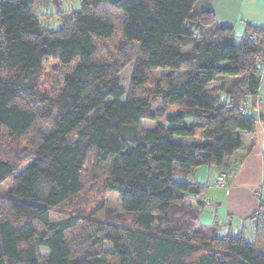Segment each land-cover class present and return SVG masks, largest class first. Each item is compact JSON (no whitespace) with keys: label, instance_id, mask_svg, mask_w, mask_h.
I'll list each match as a JSON object with an SVG mask.
<instances>
[{"label":"trees","instance_id":"16d2710c","mask_svg":"<svg viewBox=\"0 0 264 264\" xmlns=\"http://www.w3.org/2000/svg\"><path fill=\"white\" fill-rule=\"evenodd\" d=\"M48 1L58 29L37 0H0V264H264V206L248 240L201 221L208 186L173 178L255 134L264 28L237 37L211 0Z\"/></svg>","mask_w":264,"mask_h":264},{"label":"crops","instance_id":"0c3cea01","mask_svg":"<svg viewBox=\"0 0 264 264\" xmlns=\"http://www.w3.org/2000/svg\"><path fill=\"white\" fill-rule=\"evenodd\" d=\"M209 2L205 1L217 21L233 26L237 37L243 36L248 25L264 28V0ZM259 99L260 107L248 112L258 120L255 134H242L241 148L222 166L207 171L201 167L192 173L190 181L208 186V191L196 201L205 204L201 213V221L205 224H230L237 233L251 226L252 217L264 206V70ZM222 174L227 175L225 185L218 186L216 181Z\"/></svg>","mask_w":264,"mask_h":264},{"label":"rangeland","instance_id":"374dc122","mask_svg":"<svg viewBox=\"0 0 264 264\" xmlns=\"http://www.w3.org/2000/svg\"><path fill=\"white\" fill-rule=\"evenodd\" d=\"M205 1H209V0H199L198 3L195 6V13L200 12L201 9H203L206 5ZM80 4L81 1L79 0H62V6H61V10H79L80 9ZM57 6L54 5L53 2L48 1V0H37V13L40 16V20L42 23H44L45 25H47L49 28L51 29H58L60 26V22L57 18ZM261 61L258 60L257 64H259ZM133 72V67L130 66L127 69H125L123 71V73L121 74L123 82H122V88L124 90L128 89V85L130 82V78ZM263 72V71H262ZM261 72V74H262ZM57 79L60 80L59 75H57L56 73H54V71L52 70V65L47 66L46 70L43 73L42 76V80H43V86H42V90L43 93H45L46 95H54V93L56 92L58 86H56L57 83ZM57 80V81H56ZM122 103H125L126 100L123 99L121 100ZM140 126L146 129H153L155 126L154 122L151 121H141ZM176 142L178 143H182V144H186L188 145L190 143V139H180L177 138ZM197 170V169H196ZM203 170H209L208 167H203ZM195 171V170H194ZM193 171V172H194ZM193 174H191L188 177L175 172L173 175L174 180L176 181H189L192 180ZM11 187V183L10 182H5L3 185L0 186V190L4 191L7 190ZM107 206L114 209V210H121V203L119 200V197L116 193H109L107 194ZM50 217L51 220L53 222H59L61 220L64 219V216L62 215H58L57 213L51 212L50 213ZM253 219H256V215L254 217H252ZM246 238L248 240H252V236H253V230H252V226H248V228L246 229Z\"/></svg>","mask_w":264,"mask_h":264},{"label":"built area","instance_id":"2783aa9c","mask_svg":"<svg viewBox=\"0 0 264 264\" xmlns=\"http://www.w3.org/2000/svg\"><path fill=\"white\" fill-rule=\"evenodd\" d=\"M259 67V71L262 72L264 70V53H263V59L261 60V62L258 64ZM226 174H222L218 177L217 181H216V185L218 186H224L225 185V179H226ZM252 221H255V219H252Z\"/></svg>","mask_w":264,"mask_h":264}]
</instances>
